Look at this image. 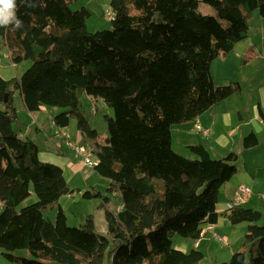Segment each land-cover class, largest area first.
<instances>
[{"label": "trees", "instance_id": "obj_1", "mask_svg": "<svg viewBox=\"0 0 264 264\" xmlns=\"http://www.w3.org/2000/svg\"><path fill=\"white\" fill-rule=\"evenodd\" d=\"M17 5L23 27H0L1 43L14 64L31 65L20 77H0V258L10 264H200L202 252L177 250L173 238L200 240L206 224H217L219 195L238 173L239 155L213 159L196 145L188 148L196 158H188L174 150L172 130L241 93L238 83L215 84L211 66L248 37L254 12L264 19V0H111V28L94 33L88 30L92 12L81 0ZM203 5L216 15L203 14ZM16 92L30 113L56 109L57 127L77 121L99 160L93 170L109 181L106 196L83 194L102 199L107 234L97 231L92 216L80 228L68 225L60 200L76 191L61 167L42 162L38 145L14 130ZM82 95L113 111L104 139L92 128ZM258 144L253 133L243 141L245 149ZM32 192L36 202L24 205ZM109 194L119 209H110ZM262 220L264 207L229 210L230 223H248L250 233ZM243 249L249 258L238 251L223 264H264V233L245 240Z\"/></svg>", "mask_w": 264, "mask_h": 264}, {"label": "crops", "instance_id": "obj_2", "mask_svg": "<svg viewBox=\"0 0 264 264\" xmlns=\"http://www.w3.org/2000/svg\"><path fill=\"white\" fill-rule=\"evenodd\" d=\"M81 2L86 3L92 12V18L88 21V26L96 19L99 25L96 26L94 30L105 27L103 19H105L106 13L111 10V0H81ZM253 17V23L249 27L248 37L238 42L229 55L215 60L211 66V75L215 84L228 85L238 83L242 89L241 93L217 104L212 110L204 113L197 120L175 126L172 130V145L177 153L195 159L196 157L189 152L188 148L196 145H203L210 156L213 157L214 155L217 159H223L231 153L255 152L259 148H262L264 153V120L262 117V113L264 114V19L260 18L258 12H254ZM251 27L253 28L251 29ZM1 54L2 50H0V56ZM4 56L10 60L12 67H16V64L11 61L8 50L4 53ZM2 75L3 74H0V77L4 80L13 79L5 78ZM7 75H11L9 71H7ZM16 94H18V92H16L13 97L14 106L16 108L18 106L14 130L22 139L31 140L38 145L40 151L39 158L42 162L61 167L64 177L70 185V180L76 176L84 166L82 163L77 162V158L64 142L54 135L57 126L53 122V115L56 114L57 110L42 108L38 112L30 113L25 109L20 96L19 100H21V103L20 105L16 104ZM88 99L91 107L95 103L98 105L101 102L99 99ZM103 106L105 107L106 105ZM43 110H46L45 112L48 114L47 118L44 117ZM86 116L90 118L88 114H86ZM196 124L209 130V136L200 134L195 129ZM70 126L67 128V131L72 138L91 146L83 140L78 128L77 132L72 134L70 132ZM92 128L94 127L92 126ZM251 133L258 137L259 144L252 149H245L243 145L244 138ZM257 156L258 153L255 155L254 159ZM256 165L259 171L252 180L253 186L251 188L254 193L244 207L247 208L249 205L248 208L250 209L261 210L264 207V187H259L258 185H263V181L260 179L263 176V173L260 172L263 166L260 164V161ZM248 170V164H246L245 173H247ZM240 186L243 185L236 184L233 177L219 195V203L216 207V213L218 214L217 224H206L203 230L204 234L200 240L186 239L190 240L192 245H189L184 240L178 241V245L176 246L177 250L184 253H188L191 250L207 253L216 235L225 234V227L231 230L232 227H242L244 230V241L254 240L258 234L264 233L263 220L258 223L259 226L257 230L251 233L248 231L250 225L248 223L239 225H232L230 223L227 206L234 199ZM255 187H258L260 194H255ZM70 196H75V193ZM68 197L69 195L63 198ZM62 199L60 200V206ZM1 206L0 203V210L2 208ZM117 209H119V207H117ZM97 231L99 232L98 229ZM99 233L107 234V227L103 232ZM233 254L234 250H230L229 258H231ZM206 259L207 257L205 256L200 264H207L205 263Z\"/></svg>", "mask_w": 264, "mask_h": 264}, {"label": "rangeland", "instance_id": "obj_3", "mask_svg": "<svg viewBox=\"0 0 264 264\" xmlns=\"http://www.w3.org/2000/svg\"><path fill=\"white\" fill-rule=\"evenodd\" d=\"M75 8H76V5H75ZM201 10L203 14L213 15V16L216 15L215 11L209 6H206V5L202 6ZM103 20H104L105 27H103L102 29L105 30V29L111 28V21H107L106 18ZM252 23L253 21L251 22L250 25H252ZM98 25H99L98 21L94 19L88 26V30L90 31V33L96 32L97 30H94V28ZM252 28L253 27H251V29ZM102 29H99V30H102ZM0 50H2V54L0 56V74H3L2 75L3 77L8 78V79L20 77L30 67L31 65L30 61L17 64L16 67H12V63L10 62V60H8L4 56V53L7 52V49L1 43V38H0ZM7 71H9L11 75H7ZM16 95L17 96L15 97V102L16 104L20 105L21 100H19V95L18 94ZM87 97L88 96L86 95L82 96V99H81L82 108L84 109L85 114H88V116H90L92 126L98 131L101 137L105 138L108 134L106 117H112L114 115L113 111L107 106L104 107L103 105L105 104L103 102H100L98 104V109H97L98 112L96 114H91L90 113L91 106L89 104V99H88L89 97L88 98ZM43 111H44L43 113L44 117L47 118L48 114H46L45 112L46 110H43ZM70 124H71L70 132L72 134H75L78 128L77 121L72 120ZM62 141L67 146L65 140H62ZM257 153H258V156L254 159ZM237 154H239V159L235 165L238 169V173L234 176V182L236 184L251 188L253 186L252 180L254 179V176H256L259 171L256 168L257 167L256 164L260 161V164L263 166L260 169V172L263 173V176L260 178L263 181V185H258V186L264 187V153L262 151V148H259L255 152L253 151L249 153H237ZM212 158L217 159V157H215L214 155ZM246 164H248V169H249L247 173H245ZM108 183L109 181L106 178L101 177L93 170V168H88V167H84V168L82 167V170L70 180V187L74 191H76L75 196L69 195L68 198H63L61 201V207L64 210L68 218V225L70 227L80 228L81 226L85 224L86 219L92 216L94 220L96 221V226L99 232H103L105 230V228L107 227V223L104 217V211L100 207L102 204V199L96 198V197L90 198V199L84 198L83 194L86 191H91V192L96 191L106 196L107 187L109 185ZM254 189H255V194H260L258 187H255ZM108 196H110V194ZM64 197H67V196H64ZM110 197H111V201H110L109 207L112 210H116V208L119 206V200L118 198L114 197V195H111ZM36 200L37 198L35 194L32 192V196L24 203V205L32 204L36 202ZM56 214H57V210H53V211H49L47 216L50 219H55ZM243 235H244V230L242 227H232V230L228 227H225V234H221V235L219 234V237L224 239L225 242H219L218 238L213 239L212 246L208 249L207 253L203 252L204 255L207 257V259L205 260V263L223 264L225 262H228L230 259L229 258L230 250H234V253L237 251L246 250L248 258H249L250 257L249 250L243 249V244H244ZM180 240H184L189 245H192L190 240H186L185 238H182L180 236H175L173 238V245L175 248L178 245V241ZM1 251L2 250L0 249V252ZM17 254L20 256H24L26 255V251H18ZM0 264H10V263L6 259L1 257Z\"/></svg>", "mask_w": 264, "mask_h": 264}, {"label": "built area", "instance_id": "obj_4", "mask_svg": "<svg viewBox=\"0 0 264 264\" xmlns=\"http://www.w3.org/2000/svg\"><path fill=\"white\" fill-rule=\"evenodd\" d=\"M106 19L112 21L113 14L111 12L107 13ZM97 109V106L94 105L92 112L96 114L98 112ZM195 129L203 136H209V130L204 129L201 125L196 124ZM54 135L58 139L65 140L70 151L77 158V161L82 163L84 167L93 168L98 165L99 160L97 159L93 148L84 142L76 141L71 137L67 129L56 127ZM252 195L253 192L250 187L240 186L234 199L228 204V210L244 206L251 199ZM203 234L204 232L202 235ZM216 238H218L220 242H225L224 239L217 235Z\"/></svg>", "mask_w": 264, "mask_h": 264}, {"label": "clouds", "instance_id": "obj_5", "mask_svg": "<svg viewBox=\"0 0 264 264\" xmlns=\"http://www.w3.org/2000/svg\"><path fill=\"white\" fill-rule=\"evenodd\" d=\"M25 0H21L24 4ZM28 7H33L31 3L27 4ZM18 5L17 0H0V27L13 26L14 29L23 27V21L17 16Z\"/></svg>", "mask_w": 264, "mask_h": 264}]
</instances>
